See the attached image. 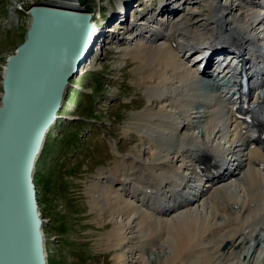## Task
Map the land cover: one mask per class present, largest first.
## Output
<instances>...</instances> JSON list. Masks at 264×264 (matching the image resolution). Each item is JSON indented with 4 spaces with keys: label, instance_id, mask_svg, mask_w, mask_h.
<instances>
[{
    "label": "bare ground",
    "instance_id": "1",
    "mask_svg": "<svg viewBox=\"0 0 264 264\" xmlns=\"http://www.w3.org/2000/svg\"><path fill=\"white\" fill-rule=\"evenodd\" d=\"M182 1L120 24L128 34L120 55L139 62L148 106L124 128L139 138L135 151H117L114 170L88 183L99 225L112 224L99 246L114 252V264H255L264 245V138L237 115L240 101L200 91L225 84L211 71L225 51L264 88V0ZM193 52L211 56L203 80L202 62L189 64Z\"/></svg>",
    "mask_w": 264,
    "mask_h": 264
},
{
    "label": "rangeland",
    "instance_id": "2",
    "mask_svg": "<svg viewBox=\"0 0 264 264\" xmlns=\"http://www.w3.org/2000/svg\"><path fill=\"white\" fill-rule=\"evenodd\" d=\"M42 1L45 0H0V82L6 58L24 41L29 24L25 11ZM56 1L66 4L80 1L76 10L86 8L97 17L101 14L96 20L102 28V37L79 76L71 80L60 112L62 119L48 135L45 151L37 163L35 179L39 206L46 221L48 259L50 264H114V252L99 246L112 224L99 225L87 187L100 171L114 170L117 151L122 156L135 151L139 138L126 137L124 128L148 106L140 86L139 62L120 55L118 45L126 41L128 34L127 30H121V22L116 21L127 19L139 25L142 18L174 0H141V6L135 0H127L129 17L118 14L117 8L122 7L124 0ZM186 1L192 3L182 2ZM195 10L205 9L197 5ZM1 96L0 87V102ZM261 255L263 258L264 252Z\"/></svg>",
    "mask_w": 264,
    "mask_h": 264
},
{
    "label": "water",
    "instance_id": "3",
    "mask_svg": "<svg viewBox=\"0 0 264 264\" xmlns=\"http://www.w3.org/2000/svg\"><path fill=\"white\" fill-rule=\"evenodd\" d=\"M58 2L27 9L24 41L2 67L0 264H50L35 170L98 34L91 12Z\"/></svg>",
    "mask_w": 264,
    "mask_h": 264
},
{
    "label": "trees",
    "instance_id": "4",
    "mask_svg": "<svg viewBox=\"0 0 264 264\" xmlns=\"http://www.w3.org/2000/svg\"><path fill=\"white\" fill-rule=\"evenodd\" d=\"M58 124H59V122H58ZM37 178V177H36ZM35 183H36V179H35Z\"/></svg>",
    "mask_w": 264,
    "mask_h": 264
}]
</instances>
